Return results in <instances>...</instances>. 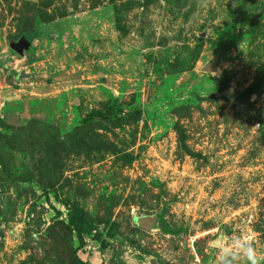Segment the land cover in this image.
Segmentation results:
<instances>
[{
    "label": "rangeland",
    "instance_id": "obj_1",
    "mask_svg": "<svg viewBox=\"0 0 264 264\" xmlns=\"http://www.w3.org/2000/svg\"><path fill=\"white\" fill-rule=\"evenodd\" d=\"M236 237L264 264V0H0V264Z\"/></svg>",
    "mask_w": 264,
    "mask_h": 264
},
{
    "label": "clouds",
    "instance_id": "obj_2",
    "mask_svg": "<svg viewBox=\"0 0 264 264\" xmlns=\"http://www.w3.org/2000/svg\"><path fill=\"white\" fill-rule=\"evenodd\" d=\"M240 256L247 264H257L256 255L253 248L248 244L246 238L236 237L232 243V248H223L218 256V264H232L231 257Z\"/></svg>",
    "mask_w": 264,
    "mask_h": 264
},
{
    "label": "trees",
    "instance_id": "obj_3",
    "mask_svg": "<svg viewBox=\"0 0 264 264\" xmlns=\"http://www.w3.org/2000/svg\"><path fill=\"white\" fill-rule=\"evenodd\" d=\"M27 32V31H26ZM25 32V33H26ZM29 32V31H28ZM31 37H28V39H30ZM79 219V218H78ZM81 219V218H80ZM70 222H71V220H70ZM82 223V224H81ZM76 227V235H77V239H78V242H79V247H83V245H84V241H83V238H82V233H81V229H84L85 228V224L83 223V220L81 219V222L79 223L78 222V224H77V226H75ZM105 242H103V241H100V247L101 248H105ZM117 245H119V247L120 246H122V244L121 243H119V244H117Z\"/></svg>",
    "mask_w": 264,
    "mask_h": 264
},
{
    "label": "water",
    "instance_id": "obj_4",
    "mask_svg": "<svg viewBox=\"0 0 264 264\" xmlns=\"http://www.w3.org/2000/svg\"><path fill=\"white\" fill-rule=\"evenodd\" d=\"M22 39H23V38H22ZM23 42L26 43V40L23 39ZM20 45H21V44H16V45H14V44H10V47H11L12 49H14L16 52L20 53V52H21V51H20Z\"/></svg>",
    "mask_w": 264,
    "mask_h": 264
}]
</instances>
